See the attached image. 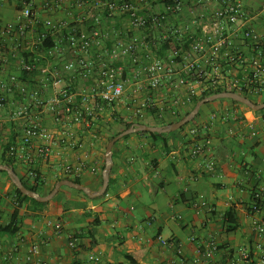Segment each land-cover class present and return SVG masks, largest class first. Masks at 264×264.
<instances>
[{"label":"built area","instance_id":"built-area-1","mask_svg":"<svg viewBox=\"0 0 264 264\" xmlns=\"http://www.w3.org/2000/svg\"><path fill=\"white\" fill-rule=\"evenodd\" d=\"M20 2L18 22L0 20V110L7 96L16 94L22 100L9 114L8 121L22 122V132L8 155L28 166L32 179L37 177L34 157L50 156L53 135L41 126L43 115L66 129L92 128L105 107L124 98L131 101L136 119H142L150 111L175 117L209 90L249 98L264 94V32L255 27L258 19H264V5L249 11L242 0H41L40 9L47 15L38 20L36 2ZM50 40L46 57L39 46ZM13 63L18 74L10 71ZM22 74L27 76L21 78ZM66 75L71 81L92 80V91L67 85ZM127 89L130 93L125 95ZM70 129L61 142L71 150L81 148L82 141ZM207 132L205 125H193L185 132L192 159L205 157L211 149ZM35 140L41 142L37 147ZM7 142L0 138V145ZM84 166L83 161L65 164L62 171L78 174ZM204 167L212 173L215 162L208 159ZM231 207L249 218L251 239L234 250L208 239L200 243L203 251L195 263L264 264L261 191L251 192L248 201L236 199ZM195 209L202 214V203ZM215 213L214 207H207L208 216ZM69 240L72 246L77 238ZM157 240L181 253L179 243Z\"/></svg>","mask_w":264,"mask_h":264},{"label":"crops","instance_id":"crops-1","mask_svg":"<svg viewBox=\"0 0 264 264\" xmlns=\"http://www.w3.org/2000/svg\"><path fill=\"white\" fill-rule=\"evenodd\" d=\"M20 1L1 0L0 20L18 22ZM34 1L36 18L44 20L47 14L40 9L41 0ZM242 1L249 11L264 5V0ZM255 27L264 32V19H258ZM10 71L19 73L15 63ZM65 80L67 85H81L92 91V80L71 81L68 75ZM249 100L264 104L263 95ZM233 102L216 100L200 108L194 125L207 126L212 138L211 149L203 158L188 155L190 145L185 132L189 127L158 139L132 133L119 140L112 149L109 184L100 197L90 198L64 186L42 206L18 204L13 186L0 174V227L14 220L12 227L16 228L14 234L0 233V264H131L124 255L134 251H145L138 264H199L195 263L203 251L199 245L208 239L232 250L245 244L252 236L245 212L236 209L238 227L229 232L224 230L221 215L235 205L236 199L248 201L254 190L261 191L264 207V109L253 110ZM130 103L124 99L116 106L105 107L92 128L66 129L43 115L41 126L50 130L53 138L49 158L33 159L42 181L38 194L46 196L59 179L77 180L90 193L97 192L102 184L108 139L121 130L115 119L133 125L145 119L143 125L153 126L149 117L136 121ZM21 105L22 100L14 94L7 96L0 110V138L9 140L14 136L16 145L22 122H10L8 118ZM68 129L82 141L81 148L71 150L61 142ZM40 144L35 140L33 147ZM208 159L215 162L212 173L204 169ZM80 161L85 166L78 174L63 173V165L76 166ZM27 169L17 161L14 171L31 186L34 183ZM200 203L202 214H197L195 204ZM207 207H214L216 213L208 216ZM71 236L77 238L72 246ZM157 237L179 243L181 253L165 248Z\"/></svg>","mask_w":264,"mask_h":264},{"label":"trees","instance_id":"trees-1","mask_svg":"<svg viewBox=\"0 0 264 264\" xmlns=\"http://www.w3.org/2000/svg\"><path fill=\"white\" fill-rule=\"evenodd\" d=\"M120 24V21L119 20H116L115 21V25H116V28H118V25ZM40 26V25H38ZM115 37H113L114 39ZM117 39V37H116ZM52 40H50L49 42L47 43H44L43 45H40L39 46V50H41L46 57H48V51L49 49L51 48L52 46ZM107 46L110 47V44H107ZM156 56H164V53L163 52H156L155 53ZM42 62V61H41ZM39 62V63H41ZM27 75L25 74H22L21 75V78H25ZM225 91H221V90H209L205 93H203L202 95H200L199 97L195 98L192 105L183 113H177V115L175 117H172L171 120H169L167 117V115H163L161 117L155 115V113L153 111H150L147 113V115H145V117H149L151 118L152 122H153V126H165V125H169V124H172V123H176L180 120H182L193 108L194 106L201 100H203L204 98H207V97H210L212 95H216V94H221V93H224ZM246 98H249L247 96H245ZM250 99V98H249ZM234 103V102H233ZM199 116V113L197 114V116L188 124H186L185 126H183L180 130H178L179 132L180 131H183L187 125L191 124V125H194L195 122H196V118ZM140 119H137L136 121H138ZM144 120H140L139 124L140 125H143L144 123ZM115 123H117L118 125H120V131L111 135L108 139V142L114 137V136H117L118 134H120L121 132L129 129L134 123H132L131 121L129 122H126L124 121L123 119L121 118H116ZM172 133H170L169 135H171ZM146 135L148 137H151L153 139H158V138H162V137H165L166 134H163V135H156V134H152V133H146ZM128 136H125L122 138L123 139H126ZM15 137L12 136L11 138L9 137V140L7 142L6 145H3L1 146V149H0V164H3V165H7V166H10L13 168V170H15L16 168V165H17V161L16 159H14L13 157H10L8 155L9 153V147L12 146V145H15L16 146V143H14ZM118 143V142H117ZM0 174H3L7 181L9 183L10 180L8 179L7 177V174L5 172H0ZM63 180H66V179H59V181H63ZM21 182L23 183L24 187L32 192H35V193H39L38 191V187L42 184V181L40 179V175L39 173L37 172V177H35L33 179V185L29 186L27 185L23 179H21ZM75 184H78L79 185V182L77 180H74L73 181ZM12 185V184H11ZM13 186V185H12ZM13 189H14V194L17 198V203L20 204V202H30L32 203L33 205L35 206H42L43 204L42 203H38L36 202L35 200L33 199H30L26 196H23L14 186H13ZM16 214V213H15ZM15 217V216H14ZM224 217H225V221H223V224L225 226L224 230L226 232H229V231H232V230H235L237 227H238V217H237V213L235 212V209L234 208H230L226 211V213L224 214ZM14 226V220L8 224V226L6 227H0V233L2 234H14V232L16 231V228L15 227H12ZM145 256V251H134V252H129V253H126L124 255V257L131 263V264H138Z\"/></svg>","mask_w":264,"mask_h":264},{"label":"water","instance_id":"water-1","mask_svg":"<svg viewBox=\"0 0 264 264\" xmlns=\"http://www.w3.org/2000/svg\"><path fill=\"white\" fill-rule=\"evenodd\" d=\"M222 99H228V100L237 102L253 110L264 109V104L256 105L253 102H251L249 99H247L246 97L238 95L236 93H221V94L212 95L210 97L204 98L203 100L199 101L194 106V108L182 120L176 123H172V124L165 125V126H149V125H140V124L132 125L129 129L121 132L117 136H114L107 143L106 150H105V156H104V169L102 172V184H101L100 189L95 193H90L88 189L83 188L79 186L78 184H75L74 182H71L69 180H63V181L57 182L56 185L53 187V189L50 191V193H48L46 196H41L38 193H35V192H32L26 189L12 167L0 164V172H5L7 174V177L10 180L11 184L23 196L33 199L38 203L48 202L58 193L59 189L64 186L77 190V191H81L90 198L100 197L104 195L105 191L107 190V187L109 184V173H110V169L112 166V149L119 140H121L123 137L129 134H132V133H152L156 135H163V134H169V133L178 131L183 126L190 123L197 116L202 106H204L205 104L211 103L213 101L222 100Z\"/></svg>","mask_w":264,"mask_h":264},{"label":"rangeland","instance_id":"rangeland-1","mask_svg":"<svg viewBox=\"0 0 264 264\" xmlns=\"http://www.w3.org/2000/svg\"><path fill=\"white\" fill-rule=\"evenodd\" d=\"M128 93H130V90L127 89V91L125 92V95H128ZM263 97H264V94H263ZM125 99V98H124ZM187 110V109H186ZM153 124V123H152ZM191 124L187 125L185 129H187L188 127H190Z\"/></svg>","mask_w":264,"mask_h":264}]
</instances>
